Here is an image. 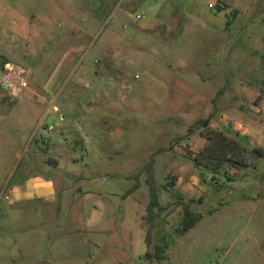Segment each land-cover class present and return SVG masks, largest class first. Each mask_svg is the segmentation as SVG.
Returning <instances> with one entry per match:
<instances>
[{"label": "rangeland", "instance_id": "rangeland-1", "mask_svg": "<svg viewBox=\"0 0 264 264\" xmlns=\"http://www.w3.org/2000/svg\"><path fill=\"white\" fill-rule=\"evenodd\" d=\"M263 19L264 0H0V61L30 72V97L76 104L66 126L11 133L9 179L48 175L56 195L15 201L0 183V264H264ZM207 117L262 155L196 166ZM184 203L202 218L178 233Z\"/></svg>", "mask_w": 264, "mask_h": 264}, {"label": "crops", "instance_id": "crops-1", "mask_svg": "<svg viewBox=\"0 0 264 264\" xmlns=\"http://www.w3.org/2000/svg\"><path fill=\"white\" fill-rule=\"evenodd\" d=\"M211 23L213 26H218L215 20L211 21ZM147 26H153V24H147ZM71 52H66V54L69 55L67 58L71 57ZM223 59H225V57L222 56L220 51H217L215 57L207 61L211 74L210 78L215 81V83H220L222 80V68L226 69ZM257 66L258 65H256V68ZM252 71L253 69L251 68V72ZM95 74H97V72H95ZM2 91H4V89L0 87V172L5 171L7 162L12 154H14V156L18 155V150L15 149L16 140L12 137V131H18L20 137L25 139L30 136V133H33V137H35L39 127L44 125H47L46 128L50 131L53 130L56 125L59 127L66 126L67 114L73 111L76 106L73 101H63L56 104L55 98H47L46 96L32 98L29 96L30 91H32L30 86L20 92L22 97L18 100L3 98ZM22 98L25 99V101H22ZM46 113L47 115H45ZM53 123H56L54 127ZM211 125L214 126L213 124ZM235 126L236 125H233L234 129ZM234 133L239 135L238 131H234ZM201 136L203 137V141H205V137L203 135ZM41 140L43 142L46 141L44 136L41 137ZM47 140V142L57 143L58 137L52 138L49 136ZM64 150L67 151V147H64ZM171 151L172 150L167 149L165 154L169 157ZM51 158L53 157L50 156V159ZM8 169V174L0 183L3 187L10 188V192L15 201H29L35 198L49 200L55 197V182L48 175L34 174L31 177L25 176L12 181L11 177L9 179L11 169ZM174 184L175 186H179L180 181H174ZM20 185H23V188H20Z\"/></svg>", "mask_w": 264, "mask_h": 264}, {"label": "trees", "instance_id": "trees-1", "mask_svg": "<svg viewBox=\"0 0 264 264\" xmlns=\"http://www.w3.org/2000/svg\"><path fill=\"white\" fill-rule=\"evenodd\" d=\"M4 62L0 61V64ZM211 118L198 119L192 127L198 128L200 133L205 137V141L202 147L196 151H188L190 159L198 167H204L212 170L213 172H220V170H226L225 165L231 168L244 167L247 165V155L253 154L257 156L262 155V148L254 146L252 148L247 147L243 142L239 140L238 135L227 134L222 130L215 128L211 125ZM147 184L150 191V201L148 207L152 209L158 204V197L155 189L152 174V163L147 166ZM226 176H228L226 174ZM173 184V182H171ZM182 219L180 225L176 227L178 233H184L192 228L197 221L202 218V214L194 212L190 206L186 203L182 205ZM153 215L149 212V218L152 219ZM147 238H150V234H147ZM165 246L157 244L154 248V253L146 252V256H153L155 259L160 260L165 258L164 255Z\"/></svg>", "mask_w": 264, "mask_h": 264}, {"label": "built area", "instance_id": "built-area-1", "mask_svg": "<svg viewBox=\"0 0 264 264\" xmlns=\"http://www.w3.org/2000/svg\"><path fill=\"white\" fill-rule=\"evenodd\" d=\"M144 17L142 13L135 15L136 20ZM30 72L24 67L4 62L0 66V87L17 96L29 86ZM17 92V93H16Z\"/></svg>", "mask_w": 264, "mask_h": 264}]
</instances>
